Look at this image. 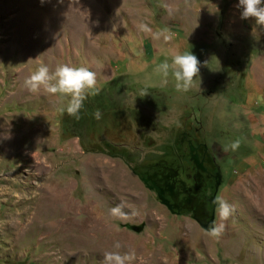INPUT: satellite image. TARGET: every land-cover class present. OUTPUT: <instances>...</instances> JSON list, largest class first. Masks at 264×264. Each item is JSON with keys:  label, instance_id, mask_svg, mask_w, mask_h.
<instances>
[{"label": "rangeland", "instance_id": "obj_1", "mask_svg": "<svg viewBox=\"0 0 264 264\" xmlns=\"http://www.w3.org/2000/svg\"><path fill=\"white\" fill-rule=\"evenodd\" d=\"M237 2L0 0V264H100L116 241L132 264H264V29ZM189 50L191 89L162 88ZM41 63L96 73L75 126L24 87ZM218 194L236 211L217 239Z\"/></svg>", "mask_w": 264, "mask_h": 264}, {"label": "clouds", "instance_id": "obj_2", "mask_svg": "<svg viewBox=\"0 0 264 264\" xmlns=\"http://www.w3.org/2000/svg\"><path fill=\"white\" fill-rule=\"evenodd\" d=\"M45 2V0H41ZM62 2V0H59ZM235 7L239 10L240 19L251 20L259 28L264 29V0H238ZM139 31L146 35H151L154 39H159L162 33L153 32L149 23L140 21L137 25ZM167 42L170 37L163 36ZM201 62L198 57L189 51L177 53L171 57V61L166 58L160 62L154 71L161 76L160 86L166 87L171 75L174 79V86L178 92H187L191 89L194 79L199 75ZM24 87L30 93H38L43 91L44 94L56 96L59 94L60 100L56 106V111L63 116L65 113L75 119L80 118V111L84 107V102L91 96L95 97L100 94L101 88L97 83V76L88 66L58 64L54 70L50 69L46 64H39L24 79ZM143 93L142 96L146 95ZM101 112L97 109L93 116L99 120ZM241 144L238 138L225 145V151L231 150L235 152ZM213 203L216 205V212L220 218L219 223L214 222L206 230V235L210 238H219L226 227L224 221L236 211V207L230 204L221 195H216ZM129 210L126 212L125 208ZM110 214L119 219H127L129 215H137V209L125 205L123 202L115 205L110 209ZM115 250L105 251L100 264H132L135 259L134 252H121L119 249L122 245L116 241L113 245Z\"/></svg>", "mask_w": 264, "mask_h": 264}, {"label": "trees", "instance_id": "obj_3", "mask_svg": "<svg viewBox=\"0 0 264 264\" xmlns=\"http://www.w3.org/2000/svg\"><path fill=\"white\" fill-rule=\"evenodd\" d=\"M81 110H82V109H81ZM81 116L87 117L88 114H80V117H81ZM69 122H70V123H69L70 126H71V124H72L73 126H75L76 123L79 122V121H78V119H75V118H73V117L70 116ZM67 125H68V122H67V121L65 122V120H63V121H62V126H63V127H62V132H65V131L67 130Z\"/></svg>", "mask_w": 264, "mask_h": 264}]
</instances>
